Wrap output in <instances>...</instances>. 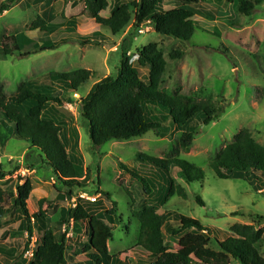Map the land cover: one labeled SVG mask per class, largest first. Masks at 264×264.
I'll list each match as a JSON object with an SVG mask.
<instances>
[{
    "label": "rangeland",
    "instance_id": "rangeland-1",
    "mask_svg": "<svg viewBox=\"0 0 264 264\" xmlns=\"http://www.w3.org/2000/svg\"><path fill=\"white\" fill-rule=\"evenodd\" d=\"M130 1L138 0H107L109 5ZM63 3L64 0H56L53 4L59 11L64 10L62 15L66 19L74 14V10L68 9V3L63 7ZM23 6V3H19L10 9V14L8 10L0 15V44L18 33L35 40L28 32L35 31L30 28L36 22L37 10L35 7L25 9ZM163 7L166 11L174 8L170 0H163ZM210 7L215 9L213 5ZM83 10V7H79L77 12L80 14ZM216 12L212 19L201 14L194 17L199 24L188 42L155 33L149 22L141 25L137 33L132 31L131 22L122 33L113 36L108 29L81 16L83 21L79 25L80 30L73 21L67 23L66 33L58 29L62 33L53 39L54 42L57 39L60 42L54 51L39 52L41 48L35 49V42H32L27 47L20 44L19 52L8 55L0 53V94L6 98L16 95L27 82L48 85L47 74L50 73L90 72V78L75 91L56 93L65 101L58 108L61 116L58 117L61 123L59 137L66 153L82 161V176L78 180L81 186L63 183L43 162L36 149L18 141L13 130L7 136V131L0 127V171L6 174L0 180V189L4 193L0 248L10 252L13 257L7 263L0 253V264H27L15 262L25 251L27 234L17 229L19 219L12 208L15 188L26 180L32 186L31 198L27 201L29 214L38 212V202L42 200L44 223L56 236L62 235L60 211L67 208L69 199L66 196L71 194L75 200L95 204L96 208H113L116 222L108 251L110 256H117V264H136L142 260L144 253L136 245L139 224L131 211L135 208L141 210L154 202L148 200L142 185L120 165L142 173L146 171L145 177L151 176L146 181L153 188L157 187V191L161 184L157 179L153 180L155 168L149 175L147 165L136 160L138 154L186 161L203 173L201 181L188 184L180 179L178 168H170L171 177L184 194L182 197L176 195L170 198L157 211V215L168 217L162 231L169 251L178 250L182 243L165 231L168 226L174 229L179 227L173 215L189 217L208 228L212 237L210 248L215 251L219 250L216 241H224L235 224L264 229V222L255 221L256 216H264V176L255 173L257 178L244 177L236 172L232 179H219L210 168V163L243 129L264 147V4L249 17L238 14L231 6H220ZM101 15L109 17V10ZM75 29L83 39L77 42V38L72 37L74 43L64 40ZM96 30L101 34L95 36ZM150 44L157 46L167 64L161 88L197 101H211L222 109L221 114L210 124L197 127L187 151L177 145L182 133L173 131L169 123L157 135L150 131L137 139L110 142L93 148L86 125L78 115L80 100L87 96L96 83L115 77L122 45L128 50L132 66L141 76H147V71L137 65V53ZM176 49L182 51V56L180 59H171L169 55ZM93 198L95 202L89 200ZM197 199L202 205L197 203ZM85 225L74 226L75 234L69 237L72 247L65 253L67 264H85L84 255L76 249L77 243L87 241ZM39 227L35 221L33 238L37 240L41 237ZM257 247L264 258V234ZM193 262L200 264L194 259Z\"/></svg>",
    "mask_w": 264,
    "mask_h": 264
},
{
    "label": "trees",
    "instance_id": "trees-1",
    "mask_svg": "<svg viewBox=\"0 0 264 264\" xmlns=\"http://www.w3.org/2000/svg\"><path fill=\"white\" fill-rule=\"evenodd\" d=\"M19 1L3 0L0 3V15L18 5ZM170 1L174 8L166 11L163 0H138L114 5H109L107 0H84V15L101 28L108 29L113 36L122 33L131 22L132 31L135 33L141 25L149 22L155 33L180 42H188L199 24L194 19L197 14L212 19L220 6H231L238 14L249 17L264 4V0ZM207 3L215 6V9ZM107 10L110 15L105 18L101 13ZM40 23L41 20L37 19L32 27H41ZM47 25L45 24V27ZM57 29L59 27L53 26L51 31L55 33ZM45 32H48V29L45 28ZM30 41L23 34L9 37L0 44V53L8 55L19 52L20 44L26 47ZM49 44L47 51L57 48L53 43ZM127 53L128 50L122 45L115 77H108L96 83L78 104V115L86 125L92 147L98 148L110 142L130 141L143 137L150 131L157 135L163 126L169 123L173 126V131L182 133L177 145L187 151L197 127L213 122L221 114L222 109L211 101H197L178 92L161 88L167 64L155 44H150L137 53V65L147 71V76H141L132 66ZM181 56L180 49L169 55L171 59H180ZM47 78L48 85L27 82L10 98L0 94V127L7 131V136L13 130L18 141L36 149L43 162H46L63 183L81 186L78 180L82 176V161L66 153L59 137L61 123L58 117L61 116L58 108L65 101L56 96V93L75 91L90 78V72L78 70L66 74L50 73L47 74ZM136 160L147 165L149 175H152L150 171L155 168L153 180L157 179L161 184L157 191V187L153 188V185L146 181L151 179V176L145 177L146 171L142 173L140 170L120 165L121 169L142 185L148 200L154 202L141 210L135 208L131 211L139 224L136 245L144 253L143 259L136 264H194L193 259L200 264L232 262L264 264V258L260 256L257 247L263 240L264 229H256L254 225L235 224L230 228V235L224 241H216L219 250L215 251L210 248V230L199 221L182 215H173L174 220L179 222L177 229L166 227V233L173 239L182 241L178 250L169 251L162 231L168 217L157 215V211L170 198L176 195L182 197L184 194L182 188L176 185L171 177L170 168H178L180 179L188 184L201 181L203 173L201 169L188 162L174 158L157 159L138 154ZM210 168L219 179H232L236 172L244 177L257 178L255 173L264 176V147L243 129L210 163ZM5 175L0 171V180ZM31 190L32 186L26 180L23 185L17 184L16 196H13L12 208L18 215V218H15L19 219L17 229L20 233L27 234L25 251L15 262L67 264L65 253L72 247L70 238L66 237V232L56 236L51 229L46 228L41 209L42 200L38 202V212L29 214L27 201ZM71 197V194L67 195L66 199ZM3 202L4 193L0 189V219L4 216ZM197 203L202 205L198 199ZM60 219L63 226H68L69 221L73 220V235L75 225L86 224L87 241L77 243L76 247L77 251L84 255L85 264L118 263L117 256H110L108 251V243L112 240L116 222L113 208L110 210L96 208L95 204L78 199L74 209L68 207L61 209ZM35 221L41 226L39 227L41 237L37 240L33 257L29 260L24 258V255L33 238ZM255 221L264 222V216H256ZM3 251L5 250L0 248L6 262L13 260L10 252L5 251L4 254Z\"/></svg>",
    "mask_w": 264,
    "mask_h": 264
},
{
    "label": "crops",
    "instance_id": "crops-1",
    "mask_svg": "<svg viewBox=\"0 0 264 264\" xmlns=\"http://www.w3.org/2000/svg\"><path fill=\"white\" fill-rule=\"evenodd\" d=\"M2 1L3 0H0V3ZM55 1L56 0H21V1H19V3H23L24 4L23 7L25 9H30L32 7H35L36 10H37V16H36V18L41 20V23H40V26L41 27L35 28V27H32V25H31V28L30 29H35V31H32V32L29 31L28 32L29 36L32 39H35V40H31L30 41L31 44H32V42H35L34 48L35 49L41 48V50L39 52H43V51L47 50L49 48V45H50L49 43H51V40L53 41V44L55 46H57V45L60 44V42L58 41V39H57V42L56 41L54 42L53 39L54 38H57L56 36L58 34H61L62 32L59 31L58 29H57V31L55 33L53 31H51L53 26L59 27V29H61L64 33H66L67 32V28H66L67 23H69L71 21L76 22V24L78 25V28L80 30L79 25L83 21L82 18H81V16H83L88 21H90L84 15V10L82 11L83 15H82V13L79 14L77 12V9L79 7H83L84 8V0H70L68 2H65L64 1L63 7H64L65 3H68L69 4L68 9L69 10H74V14H70L69 17H66V19L63 18L64 16L62 15L64 13V10L59 11L54 6L53 3ZM10 12H11V10L9 9L8 13L10 14ZM65 15H66V13H65ZM45 24H48L47 27H45ZM50 24H52V25H50ZM45 28H46V30L48 29V32H45ZM76 30L77 29H75L74 32L71 33V36L70 37H65L64 40H67V41L70 40L69 42H73L74 43V41L72 40V37H76L77 40H75V41L80 42L79 40H81L83 38L80 35L77 34V31ZM18 34H23V33H18ZM18 34H16V35H18ZM30 34H34V36H31ZM98 34H101V33L97 32V30H96V35H98ZM45 35H48V36H45ZM36 42H38V44H36ZM27 55H29V54H27ZM30 198H31V196L29 197V200L28 201H30ZM14 219H15V217H14Z\"/></svg>",
    "mask_w": 264,
    "mask_h": 264
},
{
    "label": "built area",
    "instance_id": "built-area-1",
    "mask_svg": "<svg viewBox=\"0 0 264 264\" xmlns=\"http://www.w3.org/2000/svg\"><path fill=\"white\" fill-rule=\"evenodd\" d=\"M75 197H71L69 200H68V205L67 207L68 208H71V209H74L77 205V200L74 199ZM91 202H95L96 199L93 198V199H89ZM73 225H74V222L73 220L71 219L69 221V225L68 226H63L62 228V232H66V237L69 238V237H72L73 236ZM37 246V239H33L31 240L30 244H29V248L28 250L26 251L25 255H24V258L26 259H31L33 257V253L35 251V248Z\"/></svg>",
    "mask_w": 264,
    "mask_h": 264
}]
</instances>
